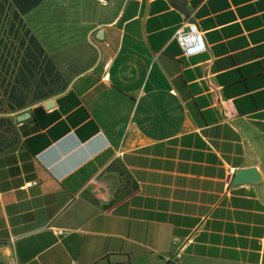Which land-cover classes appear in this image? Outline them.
<instances>
[{
    "label": "crops",
    "instance_id": "0c3cea01",
    "mask_svg": "<svg viewBox=\"0 0 264 264\" xmlns=\"http://www.w3.org/2000/svg\"><path fill=\"white\" fill-rule=\"evenodd\" d=\"M23 18L64 85L0 110V264H264V0ZM189 22L205 46L183 56Z\"/></svg>",
    "mask_w": 264,
    "mask_h": 264
},
{
    "label": "trees",
    "instance_id": "16d2710c",
    "mask_svg": "<svg viewBox=\"0 0 264 264\" xmlns=\"http://www.w3.org/2000/svg\"><path fill=\"white\" fill-rule=\"evenodd\" d=\"M39 1L0 0V110H15L64 85L23 18Z\"/></svg>",
    "mask_w": 264,
    "mask_h": 264
},
{
    "label": "built area",
    "instance_id": "2783aa9c",
    "mask_svg": "<svg viewBox=\"0 0 264 264\" xmlns=\"http://www.w3.org/2000/svg\"><path fill=\"white\" fill-rule=\"evenodd\" d=\"M173 38L183 56L199 53L205 46L202 32L191 22L178 25L173 33Z\"/></svg>",
    "mask_w": 264,
    "mask_h": 264
},
{
    "label": "water",
    "instance_id": "95a60500",
    "mask_svg": "<svg viewBox=\"0 0 264 264\" xmlns=\"http://www.w3.org/2000/svg\"><path fill=\"white\" fill-rule=\"evenodd\" d=\"M23 114H19L17 117L21 118ZM258 177L255 174L254 168H245V169H238L235 171L234 177H233V183L235 184H241L244 182H253L256 181Z\"/></svg>",
    "mask_w": 264,
    "mask_h": 264
}]
</instances>
